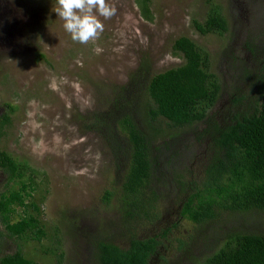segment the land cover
Listing matches in <instances>:
<instances>
[{"label":"trees","instance_id":"16d2710c","mask_svg":"<svg viewBox=\"0 0 264 264\" xmlns=\"http://www.w3.org/2000/svg\"><path fill=\"white\" fill-rule=\"evenodd\" d=\"M135 1L143 17L151 19L152 0ZM192 25L200 34L228 30L220 5L212 0L206 18ZM172 50L182 56L180 65L152 74L141 61L113 91L106 108L86 119L85 126L109 148L114 183L120 187V229L110 233L120 231L124 240L119 243L110 234L96 239L98 234L88 233L96 239L93 255L98 264L166 262L160 254L166 243L186 248L180 238H169L183 221L201 227L222 214L234 218L236 213L259 211L264 216V45L240 42L233 57L240 72L230 82H222L211 70L209 53L190 37L174 39ZM230 52L226 46L222 56ZM6 107L0 138L13 111L12 105ZM0 173L7 180L0 191V248L3 231L9 238L40 243L46 235L34 199L41 187L36 180L40 171L0 148ZM112 196L105 190L102 201L108 203ZM17 208L23 213L13 219ZM222 241L204 264H264V229L235 225ZM59 249L56 241L40 252ZM0 264L38 262L18 248L0 250Z\"/></svg>","mask_w":264,"mask_h":264},{"label":"rangeland","instance_id":"374dc122","mask_svg":"<svg viewBox=\"0 0 264 264\" xmlns=\"http://www.w3.org/2000/svg\"><path fill=\"white\" fill-rule=\"evenodd\" d=\"M6 1L16 12L8 47L0 52V117L8 112L6 104L13 111L0 148L40 171L36 180L41 187L34 199L46 235L36 243L9 238L3 231L0 250L20 248L38 264H98L93 255L97 237L110 234L119 243L124 239L120 231L110 233L120 229L121 214L113 158L103 139L85 126L87 117L106 108L113 91L141 61L152 74L180 65L183 58L173 52L172 43L181 35L209 53L211 70L222 82L236 80L240 70L233 57L240 42L264 45V0H212L228 21L222 35L200 34L192 25L206 18L210 0H152L151 19L143 17L135 0H108L116 13L101 18L104 31L87 44L73 41L63 29L53 11L56 0ZM226 46L231 52L224 58ZM6 183L0 173V191ZM108 189L113 196L105 203L102 195ZM173 189L179 192L175 184ZM22 213L17 208L13 219ZM263 218L259 211H250L234 218L222 214L201 227L183 221L169 238L185 241L188 250L168 242L160 248L166 262L154 259L151 264H204L229 228L243 224L264 229ZM88 233L98 235L94 239ZM56 241L59 250L40 252Z\"/></svg>","mask_w":264,"mask_h":264},{"label":"clouds","instance_id":"9594fccd","mask_svg":"<svg viewBox=\"0 0 264 264\" xmlns=\"http://www.w3.org/2000/svg\"><path fill=\"white\" fill-rule=\"evenodd\" d=\"M53 11L73 41L87 44L99 39L104 31L101 18L110 19L116 8L108 0H56Z\"/></svg>","mask_w":264,"mask_h":264},{"label":"water","instance_id":"95a60500","mask_svg":"<svg viewBox=\"0 0 264 264\" xmlns=\"http://www.w3.org/2000/svg\"><path fill=\"white\" fill-rule=\"evenodd\" d=\"M15 12H16V7H14V5H12L11 3H9L8 1L7 2H2V1L0 2V22H1V20L5 19L6 35L8 34V31L10 29H13L14 26H15V24L13 22V20L15 18ZM1 31L2 30H0V48L2 46V43L1 42L3 41L4 43H6V41H7V40H3V38L5 36H3V34L1 33Z\"/></svg>","mask_w":264,"mask_h":264},{"label":"flooded vegetation","instance_id":"af4514ba","mask_svg":"<svg viewBox=\"0 0 264 264\" xmlns=\"http://www.w3.org/2000/svg\"><path fill=\"white\" fill-rule=\"evenodd\" d=\"M2 2H7L6 0H1ZM0 1V2H1ZM0 30H2L1 31V33L3 34V36H5L4 38H3V40H7L6 41V43H4L3 41L1 42L2 43V46H1V48H0V52L1 51H3V50H5V49H7V47H8V35H6V25H5V19H3V20H1V22H0ZM5 31V32H4ZM10 36H12L11 34H10ZM3 175V174H2ZM152 262L150 261V264H151Z\"/></svg>","mask_w":264,"mask_h":264}]
</instances>
